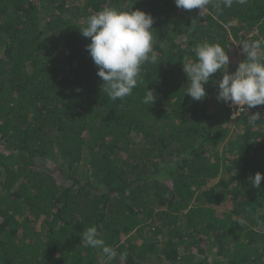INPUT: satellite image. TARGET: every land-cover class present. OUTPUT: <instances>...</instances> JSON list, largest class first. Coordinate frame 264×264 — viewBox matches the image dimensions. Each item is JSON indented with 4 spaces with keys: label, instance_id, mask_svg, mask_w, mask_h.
Returning a JSON list of instances; mask_svg holds the SVG:
<instances>
[{
    "label": "trees",
    "instance_id": "trees-1",
    "mask_svg": "<svg viewBox=\"0 0 264 264\" xmlns=\"http://www.w3.org/2000/svg\"><path fill=\"white\" fill-rule=\"evenodd\" d=\"M105 7L154 21L157 63L123 99L104 91L79 30ZM261 39L264 0L201 13L174 0H0V264H264V179L250 181L264 176V105L249 110L255 126L231 120L221 73L194 101L182 70L207 42L234 72L240 44ZM93 225L111 261L83 243Z\"/></svg>",
    "mask_w": 264,
    "mask_h": 264
},
{
    "label": "clouds",
    "instance_id": "clouds-1",
    "mask_svg": "<svg viewBox=\"0 0 264 264\" xmlns=\"http://www.w3.org/2000/svg\"><path fill=\"white\" fill-rule=\"evenodd\" d=\"M236 2L244 4L246 0ZM174 3L177 8L199 9L201 13L212 0H174ZM222 3L224 7H231L233 0H222ZM153 22L150 14L138 9L119 11L105 7L90 15L86 26L79 29L85 38H90L86 50L97 66V75L102 79L104 91L110 99H123L132 95L138 83L141 66L146 62L157 63V56L153 53ZM240 45L246 58L231 73L226 71L230 62L229 56L220 44L205 42L197 45L194 49L195 61L182 64V70L189 82L185 93L194 101L204 100L207 97L204 85L209 83L212 74L219 71L221 78L216 82L217 100L235 106L232 119L248 113V124L255 126L261 120L262 114H249V110L264 105V55L261 54L264 39ZM154 100L153 90L146 89L141 103L150 106ZM262 179L264 176L261 173H255L250 178L252 187L259 189ZM82 241L85 246L99 248L107 261L116 256L115 250L100 238L95 225L83 231ZM120 259H126V254L121 253Z\"/></svg>",
    "mask_w": 264,
    "mask_h": 264
},
{
    "label": "built area",
    "instance_id": "built-area-1",
    "mask_svg": "<svg viewBox=\"0 0 264 264\" xmlns=\"http://www.w3.org/2000/svg\"><path fill=\"white\" fill-rule=\"evenodd\" d=\"M226 106L230 109V119H231V120H235V119H232V113L236 110L235 106H231L230 104H227ZM242 114H243V113H242ZM242 114H241V115H242ZM241 115H240V116H241ZM237 118H238V117H237Z\"/></svg>",
    "mask_w": 264,
    "mask_h": 264
}]
</instances>
